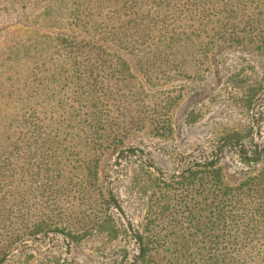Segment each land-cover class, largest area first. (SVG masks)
I'll return each mask as SVG.
<instances>
[{
	"label": "trees",
	"instance_id": "obj_1",
	"mask_svg": "<svg viewBox=\"0 0 264 264\" xmlns=\"http://www.w3.org/2000/svg\"><path fill=\"white\" fill-rule=\"evenodd\" d=\"M56 1V5L44 7L43 15L49 22H63L58 23L63 31L56 34V43L67 52L62 65L68 68L65 74H69L72 86L68 88L66 103H57L58 117L54 114L43 128L42 121L32 116L27 134L32 138L39 131L52 128L57 141L50 139L51 144L60 148L59 142L65 140L58 136L64 134L66 138L74 131L69 142L73 153L68 147L66 153L55 149L57 157L53 152H37L36 165L25 167V177L17 181L11 180L8 171L0 174V229L4 232L0 233V264L14 242L23 240L24 235L37 236L51 230L52 225L55 232L78 242L76 233L85 229L83 213L95 209L89 201L86 210L73 214L75 204L64 208L58 196L64 197L67 192L84 195L95 188L100 151L122 147L125 137L141 121L123 113L107 114L108 107L120 109V104L110 102L119 94L104 82L112 80L118 86H127L140 72L143 78L150 79L151 68H181L186 58L179 42L192 47L196 42L193 38L199 37L193 19L200 22L199 16L209 12L205 7L213 5L209 2L219 4V0ZM196 10L199 11L194 13ZM253 10L241 3L223 9L222 16L232 29V43L244 39L242 44H252V38L264 40V22ZM262 50L264 54V43ZM46 74L44 80L36 79L39 83L27 85H31L27 94L39 98L44 81L55 77ZM63 81L68 82L67 77ZM232 81V87L243 92L239 106L251 113L263 83L242 76ZM248 143L254 146L253 151L248 150ZM34 146L35 143L27 142L24 152ZM226 149L243 166L241 180L230 182L222 173L219 165ZM81 154L83 161L79 162L77 157ZM211 158L202 170L189 172L177 183L180 195L174 189L164 195L159 203L160 213L148 214L150 221L134 235L138 253L134 264H264V148L260 151L255 147L253 129L248 127L245 134L227 133ZM35 168L39 173L36 180L32 178ZM33 182L35 187L29 186ZM100 196L107 205L114 201L104 193ZM40 206L52 213H41ZM103 224L108 227L96 223V230L107 240L122 235L113 222Z\"/></svg>",
	"mask_w": 264,
	"mask_h": 264
},
{
	"label": "rangeland",
	"instance_id": "obj_2",
	"mask_svg": "<svg viewBox=\"0 0 264 264\" xmlns=\"http://www.w3.org/2000/svg\"><path fill=\"white\" fill-rule=\"evenodd\" d=\"M209 3L213 5L205 7L209 12L199 16L200 22L193 19L199 36L193 38L196 41L193 46H182V41L179 42L178 47L186 58L181 68H151L150 79L143 78L140 72L127 86H118L112 80L104 82L119 94L118 99L110 102L120 104V109L108 107L107 114L123 113L141 121L125 137L122 147L116 151H100L95 188L84 195L67 192L64 197L58 196L64 208L75 204L73 214L86 210L89 201L95 209L83 213L85 229L76 233L78 242L55 232L52 225L51 230L37 236L24 235L23 240L14 242L2 264H134L138 254L134 235L150 221L148 214L160 213L159 203L171 189L180 195L177 183L189 172L202 170L210 163L213 151L227 133L245 134L251 127L255 147L262 151L264 40L252 38V44H242L244 39L232 43V29L222 13L223 9L241 3L254 9L264 22V0ZM56 4V0H0V174L8 171L7 175L14 181L25 177V167L36 165L37 152H53L57 157L58 151L66 153V147H71L69 142L74 131L66 138L64 134L58 136L65 140L59 142L60 148L51 144L55 132L52 128L43 129L32 138L27 134L32 116L40 119L44 128L50 117L54 114L58 117L57 103L65 104L66 95H70L71 80L65 74L68 68L62 65L67 52L56 43V34L63 31L59 24L63 22H49L43 15L44 7ZM210 9L214 10L210 12ZM46 71L55 77L44 81L39 98L27 94L31 86L27 85L39 83L37 78L44 80ZM238 76L263 83L251 113L239 106L242 90L232 87V79ZM65 77L68 82L63 81ZM27 142L35 146L25 153ZM247 145L249 151L254 150V146ZM55 149L58 151L54 152ZM129 151L135 154H128ZM82 157V154L77 157L79 162L83 161ZM219 166L230 182L242 179L243 166L229 149L221 156ZM38 175L36 168L33 169L32 178L36 180ZM30 185L35 187L34 182ZM17 186L20 189L19 183ZM102 193L114 201L105 204ZM40 212L52 213L41 206ZM104 222L116 224L122 235L113 241L99 235L96 223L107 228ZM0 233L4 232L0 229Z\"/></svg>",
	"mask_w": 264,
	"mask_h": 264
}]
</instances>
